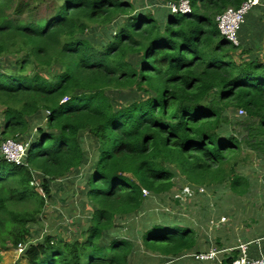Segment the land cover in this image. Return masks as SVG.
Listing matches in <instances>:
<instances>
[{
	"label": "trees",
	"instance_id": "obj_1",
	"mask_svg": "<svg viewBox=\"0 0 264 264\" xmlns=\"http://www.w3.org/2000/svg\"><path fill=\"white\" fill-rule=\"evenodd\" d=\"M179 1L0 0V59H13L0 66V145L29 140L25 164L0 156V264L1 252L18 244L26 264H130L137 237L153 264H206L191 257L207 248L188 227V213L180 222L148 215L142 231L119 233L121 218L145 219L154 201L172 199L176 177L196 191L187 206L208 209L199 225L246 215L255 223L252 233L214 234L223 264L240 256V243L264 237H246L264 231V214L241 215L245 206L235 203L257 188L264 196V58L235 61L241 47L215 21L246 0H186L185 14L166 7ZM97 29L105 41H92ZM125 90L142 98L114 107L109 93ZM82 133L98 144L85 195L90 221L72 242L30 241L50 184L85 166ZM207 194L221 203L216 211Z\"/></svg>",
	"mask_w": 264,
	"mask_h": 264
},
{
	"label": "rangeland",
	"instance_id": "obj_2",
	"mask_svg": "<svg viewBox=\"0 0 264 264\" xmlns=\"http://www.w3.org/2000/svg\"><path fill=\"white\" fill-rule=\"evenodd\" d=\"M147 5H144V7ZM260 6H256L250 10V12L247 14L245 18V24L243 26H250L252 25L251 17L252 15L259 9ZM151 9L150 7H147ZM42 9L40 13V17L45 14V12ZM92 38V41L96 40H104L105 33L102 32L101 29L93 30V32L90 33ZM89 37V36H88ZM106 39V37H105ZM105 41V40H104ZM240 50L236 51L233 55L235 58V61H239L240 59H245L244 56L247 58L252 57L253 58H259L263 57L259 53V49L255 48V51L251 48H243V45L240 46ZM257 47V46H256ZM242 50H250L253 52V54L248 53H242ZM246 52V51H245ZM257 53V54H256ZM11 58L4 57L0 59V66L4 68H9L13 65ZM247 60V59H245ZM133 63L136 62V58H132ZM114 107H121L128 105L130 102L139 100L142 98L139 92L132 91V90H125V91H112L109 93ZM40 117V115L38 116ZM30 123L33 121L32 118L29 119ZM2 123V115L0 114V125ZM35 123V122H34ZM29 136L32 135V133L27 134ZM81 139L84 141L85 147L87 148L86 152V159L84 160L85 166L82 169L72 171L70 174H68L67 177L63 178L61 181L54 182L51 184V198L48 200L45 208L43 209V212L40 216V220L37 226H35L32 229V234L30 241L37 242L40 241L43 236L45 235H52V237L61 239V240H68L72 242L75 239H80L81 233L84 230V228L87 227L89 221H90V203L86 198V192L88 190L87 187V179L89 177V172L91 170L92 165V155L94 148L98 147V144L95 140L90 138L86 133L81 134ZM253 177H256L254 174ZM35 181L37 183H40V177L35 174ZM175 186L172 190L173 192V198L160 201H154V204H150L149 208L146 207L145 211L148 210V213L146 214V218L144 219V215L135 214L134 217L129 219L128 221H124L123 218L120 219L119 222H117L118 226L120 228V234H122L125 238L128 236V232L130 231V227L133 226L134 230L136 232H140L143 230V224L144 221L148 219L149 217H153L154 219H160L165 214H168L169 216L173 217L174 220H177L180 222L179 219H177L179 216H182L186 213L187 217L189 219L187 222L188 227H190L195 232V237H199L204 241L205 248H208V246L213 244L214 240V234L218 235V231H224L226 236H233L234 234L236 236L244 235L246 233H252L254 230V227L256 226L255 223H253L249 217L246 216H236L238 219L237 222H231V218L229 216H223L226 218V222L223 224H215L211 223L207 227L204 225H199L197 218H199L203 211L205 213L208 211V209L204 208L202 205L198 207H189L187 206L186 202L188 199L186 197L183 198V204L180 205V208H176L175 202L173 200H179L175 197L176 194L180 193L182 191L183 187L185 185H188L183 179L180 177H176L174 179ZM181 189V190H180ZM201 194V193H199ZM205 194V192H203ZM195 195V194H194ZM194 195L192 197H194ZM227 198L231 200L234 199V195L227 193ZM196 196V195H195ZM209 198V204L212 211H216L217 208H219L221 205L220 202L217 200H214L210 195H208ZM244 197L237 199L235 203L242 202V204L245 206V209L243 212H241V215L245 214L247 211H257L259 213L264 214V196L263 191L261 189H255L253 193L248 194L245 199ZM181 202V201H180ZM228 200H225V203H227ZM180 211V215L178 213ZM250 212V213H251ZM226 215V214H225ZM211 219V218H210ZM219 219H215L213 217V221H218ZM233 220V219H232ZM205 231V232H204ZM257 236L262 237L264 236V231H259V229H256L252 235L246 236ZM255 238V237H254ZM254 238L246 240L247 242L250 240H253ZM107 239H102V244L107 243ZM134 243V253H133V259L130 264H153L152 255L150 252L145 250L143 247L141 240L139 237ZM133 240V241H134ZM256 245V244H252ZM138 246V247H137ZM137 253V254H136ZM139 255V256H137ZM1 264H26L25 260L21 259L20 256H18L13 250L3 251L1 252ZM160 261H155V264H159Z\"/></svg>",
	"mask_w": 264,
	"mask_h": 264
},
{
	"label": "built area",
	"instance_id": "obj_3",
	"mask_svg": "<svg viewBox=\"0 0 264 264\" xmlns=\"http://www.w3.org/2000/svg\"><path fill=\"white\" fill-rule=\"evenodd\" d=\"M256 6H260L259 0H246L244 1L238 8H227L224 12L220 13L215 21L216 26L218 28V31L220 35L225 38L227 41L232 43L234 46H239V31L242 28V26L245 23V18L247 14L250 12V10ZM169 8V10L172 13H189L190 12V6L188 1L182 0L178 3H168L166 6ZM262 10V18L264 19V4L261 5ZM65 99L62 100V102ZM239 115H244L243 110H238ZM29 145V140L21 141L16 139H6L2 141L0 145V156L3 160H5L7 163H12L16 165H23L25 164V156L26 151ZM261 182L264 184V175L260 177ZM181 190V189H180ZM41 191V190H40ZM198 193H203V188L197 189ZM143 195H147L148 192L146 190H142ZM196 191L189 187L188 185H185L180 191V193L176 194L175 197L179 199V201L183 202V198L186 197V199L191 198ZM227 220L225 217H220L218 221H211V223L215 224H223ZM260 239H256L253 241H249L248 243H240L238 246V249L240 250L241 254L240 256L232 261L229 264H264V251H261V249H258V253L255 257L249 256V246L255 242L258 243ZM25 249L24 244H18L14 249H12L18 256H21L23 251ZM231 250V249H230ZM222 251L218 250L213 244L210 243L207 250L204 252H195L191 254V257H193L198 262H205L206 264H223L221 259L219 258V253Z\"/></svg>",
	"mask_w": 264,
	"mask_h": 264
},
{
	"label": "crops",
	"instance_id": "obj_4",
	"mask_svg": "<svg viewBox=\"0 0 264 264\" xmlns=\"http://www.w3.org/2000/svg\"><path fill=\"white\" fill-rule=\"evenodd\" d=\"M259 1H260V7L251 17V20H254V21H252V25H250L248 27L242 26V28H241V31L239 33V41H240L239 46L243 45V48H245V46H246V48H251L254 51H255V48H258L260 55L263 56L262 51L264 48V19L262 18V14H261V10H262L261 5L264 4V0H259ZM244 51H246V50H244ZM250 54H253V52H251ZM246 56H248V55L245 54L242 57H245V59H251L252 58V57L247 58ZM260 58H264V57H260ZM57 181H61V180H57ZM57 181H54V182H57ZM54 182H52L51 184H53ZM210 220L212 221L213 218H211ZM262 239L258 243H256L258 245V247H255V245H254L253 251L250 250V248H249V256L250 257H255L258 253L259 248L261 249V251H264V237ZM251 246L252 245H250V247Z\"/></svg>",
	"mask_w": 264,
	"mask_h": 264
}]
</instances>
